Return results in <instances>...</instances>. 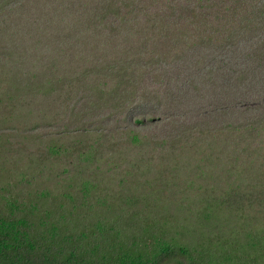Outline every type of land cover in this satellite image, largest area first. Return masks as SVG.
<instances>
[{"label":"trees","instance_id":"1","mask_svg":"<svg viewBox=\"0 0 264 264\" xmlns=\"http://www.w3.org/2000/svg\"><path fill=\"white\" fill-rule=\"evenodd\" d=\"M11 1L18 3L19 0H0L2 62L5 59L4 55L2 57V42L15 35L10 31L14 28L5 23L12 10ZM93 1L97 4L92 11L83 6L84 13L73 14V17L68 8L57 12L56 7L52 10L45 1L46 14H40L48 24L44 32L54 30L59 52L65 53L69 62L63 64L62 58L56 68L46 65L37 80H25V87H32L29 93L40 88L46 94L38 102L40 123L35 120L33 126L25 124L20 116L3 113L0 109V154L19 155L20 160H25L33 156L30 151L33 145L51 154L55 149L51 142L55 132L41 128V123L55 112L49 113L45 109L54 107L62 119L66 113L64 110L70 109L71 98L82 85H86L87 82L83 81L90 76L93 78L89 79L87 87L92 94L91 101L101 103H91V110L94 106L103 110L110 106V111L118 108L124 113L128 107V111L131 110L132 104L140 105L138 98H142L165 107L167 115L175 117L173 111L181 103L174 99H167L165 103L159 90L143 89L135 81L133 67L135 58L143 55L147 48L150 50L146 53L145 64L153 65L156 70L169 66L170 59L163 60L161 55L153 57L151 54L155 52L147 43L170 36L172 44L182 45V41L187 43L186 48H194V62L201 64L198 69L205 79L201 84L207 83L212 91L209 97L214 96L215 100L222 102L217 110L220 114L203 117L195 124L185 120L174 128V135L179 139L174 138L170 145L175 154L171 160L174 166L170 170V179L175 178L174 171L179 175L187 171L192 160L199 168H203L202 163L208 166L203 168L205 178L202 173L196 185L202 188L213 183L219 184L220 189L216 186L203 188L205 194L210 190L208 197L202 200L203 209L193 213L191 207L183 206L162 219L150 220L145 216L141 220L142 213L135 204V215L117 214L112 218L89 221L95 216L90 218L88 213H82V207L76 206L74 199L68 201L71 207L52 199V207L47 206L46 211L39 212L38 203L31 204L32 200L29 202L26 190L22 188L24 180L31 184L30 177L23 174L19 178L11 174L12 180L0 178V264H264V159L258 165L259 152L253 146L256 143L264 151V98L258 97L264 93V39L253 52L249 44L253 41L254 47L255 39L264 36L261 28L264 0H261L259 9L250 8L249 0L243 3L240 0ZM170 1L174 2L169 4ZM240 7H243V17L231 13ZM134 12L141 13L136 21L129 19V14ZM100 27H106L111 35L99 36ZM140 33L144 35V43H138L140 39L135 37ZM99 38L114 43L112 50L117 45L120 54L116 51L118 56L109 59L108 53L100 54L103 41ZM242 44L248 49L246 55L241 52ZM176 46L172 45L170 54L174 48V51L178 49ZM27 49L24 55H28ZM213 49L219 52L208 59L206 52ZM2 79L6 84H1ZM8 80L14 82L13 77L4 75L3 78L0 72V103L4 96L18 88L11 86ZM112 82L116 87L111 90L103 91L98 87V84L112 86ZM243 84H246V92L241 96ZM194 92L196 100L202 95L198 101L205 99L201 88ZM53 93L56 96L47 102L45 98ZM223 94L235 98L230 101ZM18 105L23 108L20 103ZM239 111L249 114L246 122H241L240 115L238 118L229 116ZM224 116L229 119H222ZM113 117L110 115L92 122L89 133L96 146L110 141L111 134L106 131V125ZM61 119L49 121L56 133V122ZM61 129H66L64 124ZM189 137L196 140L194 143L201 142L200 148L185 147L184 140H190ZM11 147L16 148L15 151ZM187 154L190 158L185 162L182 158ZM194 185L195 182L192 187ZM127 198L122 196L118 201L125 202ZM116 199L114 197L113 201ZM102 208L98 205L97 212ZM119 215L126 217L119 218Z\"/></svg>","mask_w":264,"mask_h":264},{"label":"rangeland","instance_id":"2","mask_svg":"<svg viewBox=\"0 0 264 264\" xmlns=\"http://www.w3.org/2000/svg\"><path fill=\"white\" fill-rule=\"evenodd\" d=\"M32 1L33 3L30 0H19L18 3L11 1L12 10L8 12L5 23L6 25L9 23L14 28L8 29L15 35L3 40L2 57L4 55L5 59L3 62L0 61L1 76L3 78L4 75L13 77L14 82L8 80V83L18 87L12 90L10 95L4 96L2 103H0V109L3 113L10 114L11 112L16 117L20 116V119H24L25 124L31 126L36 124L35 120L41 122V107L38 102L46 94L40 88L29 93L28 90L32 87L26 88L25 80H37L39 73L46 69V65L50 64L56 68L55 65L58 64V61L61 62L62 58H64L63 64L69 62L65 53L59 52L60 45L55 38L57 34L54 30L44 32L48 24L40 14H46L45 1L48 6L52 7V10L56 7L57 12H61L60 9L68 8V11H72L71 16L77 13L82 15L84 7L88 8L87 11L90 9L92 11L97 4V1L94 2L93 0H83V3L79 0ZM147 1L149 0L143 2L149 3ZM240 1L241 3L246 2V0ZM80 3L81 8L79 7ZM248 4L250 8L259 9L261 0H249ZM228 6L231 7V3ZM242 11L243 7H240L237 12L231 13L243 17ZM140 16L141 13L134 12L129 14V19L136 21ZM212 17L214 16L212 15ZM262 24L261 28L264 32V23ZM101 34L108 37L111 32L106 27H100L99 36ZM135 37L140 39V41L137 39L138 43L145 42L143 34H136ZM263 39L264 36L255 39L256 45L254 47L253 41L249 42L252 52ZM102 41L100 54L108 53V59L113 55L118 56L116 54V51L119 52L117 45H114L116 48L112 50L114 43L108 42L107 39H102ZM147 44L148 46L151 44L155 52L154 55L151 54L153 57L156 58L157 55H161L163 60L170 59L171 64L162 70L157 69L160 76L153 65L144 63L146 53L150 50L147 48L143 55L135 58V66H133L135 67V81L145 90H159L165 103L167 99L179 101L181 104L173 111L175 117L167 115L165 107H159L154 102H146L142 98H138L141 100L138 102L140 105L134 103L131 110L128 111V107L124 113L118 108L110 111V106L109 109L104 110L94 106L91 110L89 107L91 103L95 105H101V103L100 101L97 103L91 101L92 94L88 92L89 88L87 87L89 79L93 78L90 76L87 81H83L87 82L86 85H82V88L75 92V97L71 98L70 109L64 110L66 113L62 119L54 107L44 108L49 113L55 112V115H48L50 118L43 119L41 123V128L55 132L51 140L55 149L51 154H48L42 147L39 150V147L33 144V149H30L33 156L27 157L25 160H20L19 155L0 154V178L12 180L11 174L19 178H22L23 174L28 175L31 184L28 185L24 180L22 188L26 190L25 196L29 202L30 199L32 200L31 204L38 203L39 212L46 211L47 206L52 207V199L55 202L62 201L68 207L72 206L68 201L74 199L75 205L82 207V213H88L90 218L95 216L89 221L112 218L117 214L135 215V204L142 213L141 220L145 216L150 220H159L183 206L191 207V213L203 209L202 200L205 199V196L208 197L207 193L210 191L207 190L205 194L203 188L211 189L216 186L215 188L220 189L219 184L217 186L211 183L207 186L203 185L202 188L196 185L199 183V176L202 173L205 178L204 173L206 171L203 168L207 169L208 166L206 163H202L203 168L193 165L192 160L189 161L190 154L184 155L185 157L182 158L185 162L189 161L190 167H187V171L181 172L180 175L174 171L175 174H172L175 178L170 179V170L174 166L171 160L175 157L170 145L173 144L174 138L179 139L174 135L176 126L185 120H191L195 124L201 122L203 117L207 118L220 114V111L217 110H219L222 102L219 103L214 96L209 97L212 94L210 87L207 83L201 84L205 79L198 69L201 64L196 65V61L194 62L195 50L193 47L186 48L187 43L182 41V45L176 46L177 44H172L170 36L151 40ZM172 45L178 49L174 51V48L170 54ZM25 49L29 51L28 55H24ZM218 52L217 49L208 50L206 57L209 59L213 56L212 54ZM241 52L243 55L247 54L248 49L245 44L241 45ZM230 55L232 56L231 53ZM79 57L81 58L82 55ZM243 66L245 67V65ZM225 78L231 80L230 77ZM127 81L133 83V80L127 79ZM1 84H6L3 79ZM113 84L114 82L110 83L112 86L107 87L98 84V87L106 91L116 87ZM227 84L225 83V85ZM198 88H201L205 95V99L200 101L198 100L203 95L196 100L194 92ZM240 92L241 96H244L246 84L241 86ZM1 93L0 90V96ZM223 95H226L224 98L230 101L235 98V96ZM55 96L56 94L53 93L45 100L51 101ZM147 96L152 100L151 95L147 94ZM258 97L264 98V93L259 94ZM17 102L21 104L22 109ZM200 106L202 108L199 111L197 109ZM206 111L209 113L205 114ZM97 113L100 115L95 116ZM110 115H114L110 124L106 125V131L111 134L110 141L106 142V146H96L92 143L91 133H89L92 122ZM239 115L243 123L249 117L245 111L233 112L229 116L238 118ZM53 118L55 120L61 119L60 122H56L58 123L57 133L49 122ZM222 119H225V116ZM228 119L229 117L225 120ZM63 124L66 128L64 131L61 129ZM184 141L185 147L191 145L200 148L201 142L194 143L196 140L193 139H185ZM179 144L183 145L182 143ZM253 146L259 152V165L261 161L263 162L264 151L263 149L260 150L261 148L256 143ZM14 147L17 148L19 145H14ZM14 147L10 149L15 151L16 148ZM8 157L10 159H7ZM208 164L212 165L210 162ZM206 174V178L209 177L208 173ZM193 182H195L194 187H192ZM247 182L248 180L245 185ZM122 196L128 197L125 202L118 201ZM114 197L117 198L115 202L113 201ZM56 198L58 199L56 200ZM98 205L104 207L99 212H97ZM122 217L126 216L119 215V218Z\"/></svg>","mask_w":264,"mask_h":264}]
</instances>
